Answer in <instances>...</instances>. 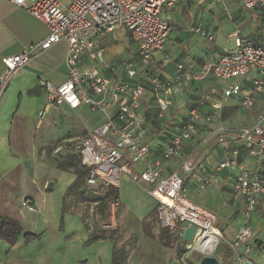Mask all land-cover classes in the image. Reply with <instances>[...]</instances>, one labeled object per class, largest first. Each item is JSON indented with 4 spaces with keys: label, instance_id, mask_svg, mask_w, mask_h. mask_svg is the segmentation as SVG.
I'll use <instances>...</instances> for the list:
<instances>
[{
    "label": "built area",
    "instance_id": "obj_1",
    "mask_svg": "<svg viewBox=\"0 0 264 264\" xmlns=\"http://www.w3.org/2000/svg\"><path fill=\"white\" fill-rule=\"evenodd\" d=\"M7 1L42 21L48 33L21 52L1 59L5 67L0 71V96L14 71L22 68L36 50L66 41L65 80L58 85L43 78L39 80L45 91V104L38 112L37 126L47 112L58 110L62 104L70 108L85 104L90 111L100 110L103 121L88 128L75 143L87 170V184L117 186L122 172L135 182H146L157 201V220L161 227L178 229L180 236L186 226L194 227L189 250L196 237L200 244L211 238L206 253H200V257L216 256L223 241L230 256L240 264H256L247 255L253 235L248 221L264 196V111L249 124L229 127L223 122L222 109L224 102L234 97L239 107L251 111L257 97L264 94V44L251 40L240 42L233 36L235 47L223 49L214 60L204 59L197 70L190 69L181 60L175 63L170 75L163 76L150 65L154 53L162 49L171 30L169 16H163L161 12L178 0ZM240 2L244 9L262 8L264 14V0ZM119 27L127 31L135 45V53L126 59L108 56L99 40V36L110 34ZM193 29L212 45L210 32L200 25ZM207 79L229 81L220 87L212 86L205 93L202 86ZM194 84H199L200 90L185 114L166 116L185 88ZM180 104L179 108L185 107V99ZM146 107L156 110L158 119L171 122L161 124L166 138L161 142L158 157L153 156L152 146L147 142ZM204 126L206 134L200 136ZM193 138H198L199 144L214 138L218 144L226 146L227 153L218 162L216 170H236L229 187L243 197V224L228 240L222 239L215 213L185 194L180 172L188 175L193 169L190 156H185L174 171L162 174L160 159L176 161L185 143ZM136 163L141 164V170L132 169ZM215 178L213 172L203 182L209 185ZM22 205L35 210L26 199ZM180 224L185 227L180 229ZM241 246H244V252H240Z\"/></svg>",
    "mask_w": 264,
    "mask_h": 264
},
{
    "label": "crops",
    "instance_id": "obj_2",
    "mask_svg": "<svg viewBox=\"0 0 264 264\" xmlns=\"http://www.w3.org/2000/svg\"><path fill=\"white\" fill-rule=\"evenodd\" d=\"M228 5V14L223 15L224 19L216 17L215 19L211 18L207 24H197L213 35L211 49L206 50V54H191L189 51L179 48L180 50H175V53L173 52L167 61L164 59L155 60V55H153L151 68L161 75L167 76L173 72L176 62L184 60L190 69L197 70L204 59L214 60L223 49L235 47L233 36H236L240 42L251 40L264 44L262 8L246 10L242 7L240 0H235V3ZM47 33V26L42 21L9 1L0 0V71L5 67L1 60L3 57L21 52L28 44L42 40ZM110 34L99 36L104 49L107 44L113 41L109 38ZM216 35H222L232 40L233 47L216 45L214 43ZM66 53V41L55 43L44 50H36L22 68L14 71L0 96V99L2 96L5 97L6 103L10 99L14 103L16 102L14 109L9 114L7 110H0V214L17 219L24 231L40 234L39 238H31L28 241L20 236L12 246L0 239V264H110L112 261V243L107 238L86 243L90 230L75 211L82 201L75 202V196L72 194L67 195L66 199L69 202L73 201L70 211L77 214V217H69L67 214L64 224L59 223L64 192L74 179L73 172L65 169L63 165L66 163L62 164V162L72 151L66 150L65 153H70L65 154L61 161L55 160L52 172L43 178L40 177L38 181L35 179L36 165L32 158L33 154L26 153L34 151L36 145L39 146L38 149L41 147L39 141L42 136L34 134L33 129L51 127L57 117L63 119V116L69 112L76 111L77 113V110L85 106V104H81L76 108H70L66 104H62L58 110L47 112L40 125L37 126L38 112L45 104V91L39 84V80L43 78L54 85L62 83L66 78ZM133 53H135V49ZM212 86L220 87L222 82L207 79L202 89L208 93ZM192 91V87L185 88L179 99L183 101L185 97L188 98V94ZM24 98L26 99L25 105ZM180 101L176 108L183 111L182 108H179L182 104ZM233 106H236V110L238 109L237 102H227L224 105L222 114L224 113L226 117L223 120L235 114ZM231 107L233 110L229 111ZM103 119L96 124L101 123ZM67 126L65 134L55 136L59 137L60 141L52 147L54 156L58 157L57 152H60L62 147H67V143L84 135L88 128L95 125L92 123L88 125L83 121L82 123L71 121ZM205 134L204 126L199 135ZM197 139H189L185 143L176 161L160 159L162 174L167 175L174 171L185 156H190L193 169L188 175H183L180 172L183 177L185 194L196 204L215 213L216 224L223 239L228 240L243 224L241 213L243 197L232 192L229 187L236 170L235 168H224L217 171V164L226 155L227 147L218 144L214 138L209 139L211 142L195 145L194 142ZM158 153L153 152V156L158 157ZM58 163L60 164L58 165ZM132 169L139 171L142 166L139 164V168H135L133 164ZM213 172L216 173L215 180L211 184L205 185L204 179ZM125 179L129 180V177L122 172L118 189L123 182L127 181ZM150 188L147 189V195L150 197L151 212L152 209H156L157 201L150 194ZM25 199L35 207V210H29L22 205V201ZM117 202H121L119 198ZM248 225L252 229L253 235L249 241L252 247L247 255L256 264H264V196L260 199L256 210L250 215ZM144 227L140 226L139 230H144ZM146 227L145 229L150 231L152 238L140 240L139 245L129 247L126 264L178 263L177 257L182 258L184 254L182 252L179 255V249H177V245L180 246L181 243L178 238L179 230L165 228V237L163 233L161 236L159 235L160 227L158 225L151 224ZM183 227L185 225L180 224L179 228ZM168 235L175 237V243L168 240ZM239 250L244 252V246H241ZM216 256L220 264H240L230 256L227 245L223 241L218 247ZM193 260L195 257L190 262Z\"/></svg>",
    "mask_w": 264,
    "mask_h": 264
},
{
    "label": "rangeland",
    "instance_id": "obj_3",
    "mask_svg": "<svg viewBox=\"0 0 264 264\" xmlns=\"http://www.w3.org/2000/svg\"><path fill=\"white\" fill-rule=\"evenodd\" d=\"M229 3H235V0H178L174 5L163 8L161 14L163 16H169L171 30L169 31L168 39L164 44V48L162 47V51H156L154 54V59H164L167 61L175 50L179 51L180 49L189 51L191 54H206L205 51L211 49V44H208L205 37L194 31L193 28L195 25L198 26V23L207 24L211 18L215 19L216 17H222L221 19H224L225 16L223 15L228 14L227 6L229 7ZM204 31H206V29ZM109 38L113 39V41L106 45L105 51L108 56L113 55L119 59H126L130 54L132 55L135 45L131 42L127 35V31L123 27L116 28L115 31L109 35ZM214 43L220 46L225 45L227 48L233 47V41L222 35L214 36ZM228 81L229 80H223L220 82H222L223 85ZM4 98L5 97L2 96L0 99V110H7V113L9 114L14 109L16 102L14 103V101L10 99L8 103H6L7 101ZM186 98L187 97H185V100H187ZM180 100L181 99H179V97L176 99V101L173 103L174 105L172 104L173 106H171L168 112H166V116H169L168 114L179 113L176 106H178ZM25 102L26 99L24 98V105ZM227 102H236V99L234 97H229L227 101L224 102V104ZM233 109H235V114L223 120L226 126L234 127L243 124H249L253 122V120L256 119L261 112L264 111V94H260L257 97L255 106L251 111H248L249 113L239 106L237 110L236 106H233ZM233 109L231 107L229 111ZM222 115V118L224 119L226 116L224 113ZM103 118V113L100 110L96 109L95 111H90L89 106L85 105L81 109L77 110V113L76 111H71L64 115L63 119H61V117H57L55 123L51 124V127H47L46 129L43 127L39 129H33L34 134L37 133L38 136H42V139L39 141L41 146L40 149H38L39 146L36 145L34 151L26 152L28 154H33L32 158L34 159L36 165V181H38L40 177L43 178L52 172V167H54L53 162L55 160L61 161L65 154L70 153H65L66 150L72 151L71 153L77 155V151L75 149V143L77 142L76 138L74 141L67 143V147L64 146L60 152H57L58 157L54 156V153H52V147L55 143L60 141V138L55 136H62L65 134L67 132V125L71 121H80L81 123L83 121L88 125L91 123L97 125L96 123ZM157 129L158 126L154 125V132H156ZM155 134L156 133L150 134V139L154 141L157 140ZM134 167L139 168V164H134ZM125 180L127 181L123 182L119 187V199L121 202L118 203L108 201L107 217L105 220H99L97 223L93 222L92 213L94 212L95 208L93 203L87 204L86 202L82 201V203L78 204L77 208L75 209L78 216H83L85 214V220L83 222L87 224V229L90 231L92 228L100 229L103 232L108 229H114V231H112L114 237L113 241L115 240L116 248L122 250L121 252L118 251L117 254V259L120 264L122 262L121 260H123L124 254H126V252L129 253V247H132V245L136 244L139 245L140 240L152 238L150 236V231L145 229L146 226L148 227L151 224L158 225L160 227L159 235L161 236V233H163L166 237V229L161 227L158 223L156 209L154 208L150 212V197L147 195V189L150 188V185L146 182H135L131 180L130 177L129 180ZM64 202L66 203L65 208L64 210L60 208L59 215V223L62 222V224H64L67 214L69 217H77V214L70 211L71 203L73 201L69 202L66 199ZM140 226H145L144 230H139ZM24 232L27 231H21V237H23ZM33 234H35L33 238H39L40 236L39 233ZM167 238L172 243H175V239L172 235H168ZM177 249L184 250V254L182 258L180 256L177 257L179 262L176 264H187L192 260L193 257H195V260L189 264H198L199 260L197 259L200 258V254L187 249L184 241L180 243V246L177 245Z\"/></svg>",
    "mask_w": 264,
    "mask_h": 264
},
{
    "label": "trees",
    "instance_id": "obj_4",
    "mask_svg": "<svg viewBox=\"0 0 264 264\" xmlns=\"http://www.w3.org/2000/svg\"><path fill=\"white\" fill-rule=\"evenodd\" d=\"M193 91L188 94L187 100H185L186 106L183 107V111H179L181 114H185L187 106H189L192 103V100L194 99L195 95L200 90L199 84H194L192 86ZM145 118L146 122L148 124V138L147 142L149 146H152V150L154 153L157 154L159 152V149L161 147V142L165 140L166 135L162 131L161 124H170V120L164 119H158L156 116V110L150 107L145 108ZM154 125L158 126V129L156 132H154ZM156 133L157 140L150 139V134ZM155 138V139H156ZM154 141V142H153ZM207 142H211V140H208ZM206 142V143H207ZM195 145L199 144V139H197L195 142ZM76 149V148H75ZM77 151V150H76ZM78 155V156H77ZM77 155L71 153L69 154L62 162L64 164L63 167L67 170H71L74 174L73 181L68 185L66 188L64 195H63V201H62V209L65 208V200L67 195H74L75 196V202L83 201L87 204L93 203L95 205L94 212L92 213V219L94 223H97L99 220H105L107 217V203L108 201L117 202L119 198V189L117 186L114 185H104L102 183H99L97 185H90L86 182V175L87 170L85 166L81 163L80 155L77 152ZM60 163H58L59 165ZM85 215V214H84ZM80 216L82 221L85 220V216ZM143 221V220H142ZM85 226L87 224L84 222ZM21 231H23V227L21 223L10 216L2 215L0 214V239L5 240L10 246H12L17 239L21 235ZM114 229L102 231L100 229H91L90 234L86 240V243H92L99 239H109L110 242H112V261L110 264H120L117 257H118V251L121 252L122 250L117 249L115 246V243H113V232ZM35 234L31 232H24L23 238L25 241H28L29 239L33 238ZM175 239V237L173 236ZM179 240L182 242L183 238L182 236L178 237ZM184 250H179V255ZM123 255V254H122ZM126 257L127 252L123 256V260H121V264H126ZM224 257V256H223Z\"/></svg>",
    "mask_w": 264,
    "mask_h": 264
},
{
    "label": "water",
    "instance_id": "obj_5",
    "mask_svg": "<svg viewBox=\"0 0 264 264\" xmlns=\"http://www.w3.org/2000/svg\"><path fill=\"white\" fill-rule=\"evenodd\" d=\"M195 229L192 226H186L182 233L186 248L190 249L189 240L192 239ZM198 264H220L218 257L214 255H203L199 258Z\"/></svg>",
    "mask_w": 264,
    "mask_h": 264
},
{
    "label": "bare ground",
    "instance_id": "obj_6",
    "mask_svg": "<svg viewBox=\"0 0 264 264\" xmlns=\"http://www.w3.org/2000/svg\"><path fill=\"white\" fill-rule=\"evenodd\" d=\"M158 196H160L162 199L166 200L164 197H162L161 195L158 194ZM209 240L204 239L203 242L200 244V239L199 237H196L194 239V243H193V247H192V251L194 252H198L200 253H206V249L207 247L211 244L212 239L208 238Z\"/></svg>",
    "mask_w": 264,
    "mask_h": 264
}]
</instances>
